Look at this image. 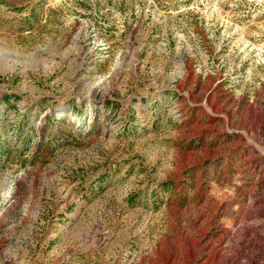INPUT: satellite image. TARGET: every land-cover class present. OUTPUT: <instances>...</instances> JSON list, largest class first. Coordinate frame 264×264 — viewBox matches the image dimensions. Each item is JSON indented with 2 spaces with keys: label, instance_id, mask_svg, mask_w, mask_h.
Listing matches in <instances>:
<instances>
[{
  "label": "rangeland",
  "instance_id": "1",
  "mask_svg": "<svg viewBox=\"0 0 264 264\" xmlns=\"http://www.w3.org/2000/svg\"><path fill=\"white\" fill-rule=\"evenodd\" d=\"M0 264H264V0H0Z\"/></svg>",
  "mask_w": 264,
  "mask_h": 264
}]
</instances>
